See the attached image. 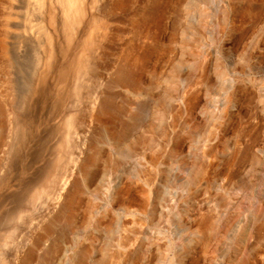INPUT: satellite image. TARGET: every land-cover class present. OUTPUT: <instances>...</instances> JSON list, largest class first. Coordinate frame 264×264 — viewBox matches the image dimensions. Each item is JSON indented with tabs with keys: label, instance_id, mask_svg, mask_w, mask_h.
<instances>
[{
	"label": "rangeland",
	"instance_id": "374dc122",
	"mask_svg": "<svg viewBox=\"0 0 264 264\" xmlns=\"http://www.w3.org/2000/svg\"><path fill=\"white\" fill-rule=\"evenodd\" d=\"M29 1L0 0V264H264V0Z\"/></svg>",
	"mask_w": 264,
	"mask_h": 264
},
{
	"label": "bare ground",
	"instance_id": "6f19581e",
	"mask_svg": "<svg viewBox=\"0 0 264 264\" xmlns=\"http://www.w3.org/2000/svg\"><path fill=\"white\" fill-rule=\"evenodd\" d=\"M30 1H31V0H30ZM30 1H29V2H30ZM34 1H35V0H34ZM37 4H38V3H37ZM37 4H36V5H37ZM33 5H35V3H34ZM38 6H39V5H38ZM30 7H31V6H30ZM39 7H41V6H39ZM39 7H38V9H39ZM33 8L35 9L34 6H33ZM40 9H41V8H40ZM40 9H39V10H40ZM35 10H36V9H35ZM67 10H68L67 13L69 14V15H68V18H69L70 29L74 30V28L76 27V25H77L78 22H79L78 11H77V9H75L73 3L69 4ZM72 15H73V16H72ZM31 16H32V13H31ZM97 19H98V18H96V20H97ZM96 20H95V21H96ZM97 22H98V21H97ZM41 23H42V22H41ZM43 23H44V22H43ZM32 28H33V27H32ZM45 28H46V27H45ZM33 29H34V28H33ZM46 29H47V28H46ZM38 31H39V29H38ZM41 34H42V33H41ZM42 44H43V42H42ZM53 44H54V43H53ZM53 44H52V45H53ZM53 48H54V46H53ZM52 50H53V49H52ZM52 50H50V51L52 52L50 55H52V54L55 55L54 52H53L54 50H53V51H52ZM50 55H49V56H50ZM42 56H43V54H42ZM38 57H40V56H38ZM53 57H54V56H53ZM48 59H49V62H48L47 64H49L50 61L54 62V59H53L52 57H50V58H48ZM51 59H53V60H51ZM40 60H41V59H40ZM38 63H39V62H38ZM41 63H42V62H41ZM41 63H40V64H41ZM38 65H39V64H38ZM50 65H52V64H50ZM50 65H49V66H50ZM41 66H42V65H41ZM46 69H47V68H46ZM52 69H54V68L51 66L50 71H51ZM48 70H49V68H48ZM47 72H49V71H47ZM42 75H43V74H42ZM44 76H45V75H43V78H44ZM41 80H42V79H41ZM41 82H42V81H41ZM41 82H40V83H41ZM41 87H42V85H41ZM43 87H44V86H43ZM41 90H42V88H41ZM69 114H70V113H69ZM68 117H69V116H67V118H66V119H67V122H70V120H69L70 118H68ZM73 117H74V116H73ZM74 118H75V117H74ZM72 121H73V120H72ZM74 121H75V120H74ZM74 121H73V122H74ZM76 121H77V119H76ZM73 122H72V123H73ZM67 124H71V123H66V125H67ZM74 124H75V123H74ZM72 125H73V124H72ZM77 125H78V124H77ZM77 125H76V126H77ZM68 126H69V125H68ZM70 126H71V125H70ZM73 126H74V125H73ZM73 126H72V127H73ZM68 128H70V127H68ZM70 133H71V132H70ZM73 134H74V133H73ZM85 140H86V139H85ZM83 143H84V142H83ZM68 179H69V178H68ZM64 182H67V180L64 181ZM67 183H68V182H67ZM67 183L64 184V188L66 187L65 185H67ZM62 188H63V187H62ZM62 190H65V189H62ZM56 247H57V246H56ZM57 248H58V247H57Z\"/></svg>",
	"mask_w": 264,
	"mask_h": 264
}]
</instances>
